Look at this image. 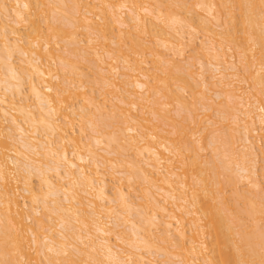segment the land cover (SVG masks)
<instances>
[{
  "label": "bare ground",
  "instance_id": "bare-ground-1",
  "mask_svg": "<svg viewBox=\"0 0 264 264\" xmlns=\"http://www.w3.org/2000/svg\"><path fill=\"white\" fill-rule=\"evenodd\" d=\"M260 178L264 0H0V264H264Z\"/></svg>",
  "mask_w": 264,
  "mask_h": 264
},
{
  "label": "rangeland",
  "instance_id": "rangeland-1",
  "mask_svg": "<svg viewBox=\"0 0 264 264\" xmlns=\"http://www.w3.org/2000/svg\"><path fill=\"white\" fill-rule=\"evenodd\" d=\"M62 44H63V43H62ZM187 53H189V51H188ZM187 53H186V55H187ZM71 57H72V56H71ZM168 108H169V107H168ZM169 109L171 110V115L175 116L174 110L176 109V106H173V105H172ZM256 138H257V137H256ZM256 144L259 145V146H261V145L263 144V139H262V138H261V139L257 138V139H256ZM203 152H204V153H205V152H208V149H207V151H203ZM203 152H202V153H203ZM259 161H260V157H259ZM260 163H261V161H260ZM258 173H259V172H258ZM260 179H261V180H260L261 183L264 184V179H263V178H260ZM262 181H263V182H262ZM238 186L241 187V186H243V184H240V185H238ZM226 188H227V187H226ZM226 191L228 192V193H227V192H226V193L229 194V188H228V190L226 189ZM226 193H225V195H227ZM228 196H229V195H228ZM242 217L245 218L244 216H242ZM243 220H246V221L249 222V220H247L246 218L243 219ZM246 221H245V222H246ZM248 222H246V223H248Z\"/></svg>",
  "mask_w": 264,
  "mask_h": 264
}]
</instances>
